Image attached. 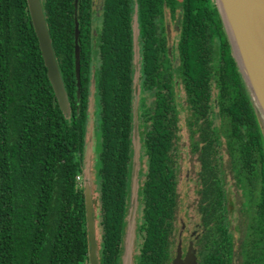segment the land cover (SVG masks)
<instances>
[{
  "label": "trees",
  "instance_id": "1",
  "mask_svg": "<svg viewBox=\"0 0 264 264\" xmlns=\"http://www.w3.org/2000/svg\"><path fill=\"white\" fill-rule=\"evenodd\" d=\"M164 3L178 30L176 54ZM41 4L69 110H61L48 79L27 1L0 0V264H89L87 189L99 264L121 260L132 200L134 264H169L182 119L177 83L185 90L186 122L199 136L193 146L204 178L200 210L206 221L218 220L197 264H232L235 255L215 118L227 126L233 166H240L250 187L261 177L255 219L239 253L240 264H264L262 123L216 2L78 0L76 14L74 0ZM147 96H153L151 104ZM141 156L146 168L138 171Z\"/></svg>",
  "mask_w": 264,
  "mask_h": 264
},
{
  "label": "water",
  "instance_id": "2",
  "mask_svg": "<svg viewBox=\"0 0 264 264\" xmlns=\"http://www.w3.org/2000/svg\"><path fill=\"white\" fill-rule=\"evenodd\" d=\"M31 23L38 39V44L47 76L54 90L58 104L64 113L69 110L67 94L64 88L59 67L52 48L50 35L41 0H26ZM102 0H97L100 4ZM217 7L230 41L233 53L240 71L248 86L252 99L259 109L260 121L264 127V0H216ZM78 0H74V13L77 12ZM78 21L74 19V66L77 85L79 86L80 73V48L78 45ZM77 89V93H78ZM137 89L134 93L133 127L134 137H137ZM133 176L136 173V162L132 164ZM87 229L89 232L90 264H98L96 244L94 240V219L90 190H85ZM135 203H130L128 223H132ZM128 225V226H129ZM128 231V230H127ZM126 236V235H125ZM129 247L124 245L123 254ZM126 261V263H125ZM124 264H132L131 260H123ZM171 264H197L195 249L189 244L185 255L182 257L181 242L179 240L175 256Z\"/></svg>",
  "mask_w": 264,
  "mask_h": 264
},
{
  "label": "rangeland",
  "instance_id": "3",
  "mask_svg": "<svg viewBox=\"0 0 264 264\" xmlns=\"http://www.w3.org/2000/svg\"><path fill=\"white\" fill-rule=\"evenodd\" d=\"M168 14L166 16V20L168 19ZM169 26V37L170 41L169 44L172 43L173 52L177 53V42L179 40L178 37V30L175 23V20H170L168 22ZM174 91L177 93L178 97L177 100L180 102L179 109L180 114L182 116L180 122V129H179V140H178V150H176L177 154V166H178V173H177V185H176V193H177V203L175 208V222H174V243L173 247L175 249V245L178 239V233L181 229V223L184 222L185 224V231L182 234L183 240L182 243L184 245L187 244V239L192 231H196L198 233L201 231L197 227V223H201L200 217V204L202 200V184L201 181L204 179L202 177L201 168V161L198 158L199 150L195 149L193 146L194 143L199 140L198 134L192 133L191 127L186 122L187 116V109L185 108V90L182 83H177L174 85ZM216 90H213V97L215 95ZM153 96H147L146 102L151 104L153 101ZM215 111H218L217 106L214 107ZM220 118L214 119V124L219 127L220 131V140L221 146L219 154L221 156V164L220 168L222 169L221 173V185L222 187L230 193V197L232 199V212L229 216V221L231 228H235V235L234 238V249L235 255L233 259V264H240L242 257L239 253L240 245L248 237L247 232L250 231V224L255 219V213L253 211V204L251 197L258 198L259 191H260V175L258 174L254 180L251 187V192H249L250 185L247 180H245L244 172L240 171V166H233L231 159V153L228 150V146L225 145V133L227 130L226 125H222ZM262 127V134L264 137V127ZM91 128V126H90ZM89 135L91 137V133L89 131ZM91 143V142H90ZM136 149V148H135ZM88 156L92 155V152L89 151ZM135 156H138L137 151H135ZM141 159L138 165V171L145 170L146 168V158L144 156L140 157ZM90 164V160H88ZM137 164V163H136ZM141 177V176H140ZM77 178V176H76ZM143 178V177H141ZM78 182L83 183V176H79L77 179ZM95 196V195H94ZM233 204V205H232ZM230 206V204H229ZM133 220L132 223L128 226V231L126 232V236H124L123 240V247H129L127 252L122 254L121 260L124 259L131 260L133 262V255L137 253L135 251L134 241H136L137 246V238L134 234V227L136 226V222ZM199 225V224H198ZM185 237V238H184ZM186 248V247H184ZM184 250V249H183ZM126 263V261H125Z\"/></svg>",
  "mask_w": 264,
  "mask_h": 264
},
{
  "label": "flooded vegetation",
  "instance_id": "4",
  "mask_svg": "<svg viewBox=\"0 0 264 264\" xmlns=\"http://www.w3.org/2000/svg\"><path fill=\"white\" fill-rule=\"evenodd\" d=\"M176 2H177V0H176ZM214 2H216V0H214ZM164 7H166L165 8V18H164V25L166 26V30H167V35L169 36L170 35V33H169V24H168V22L170 21V20H174L173 18H171V16H170V13L168 12V8L167 7H169L168 6V4L167 3H164V5H163ZM167 14L169 15L168 16V19L166 20V16H167ZM77 176H81V175H77ZM78 184H79V186L80 185H83V183L82 182H77ZM251 190V187H250V189H249V192L252 194V192L250 191ZM228 192V191H227ZM260 193H261V191H259V195H258V198L256 199V201H254L255 199L253 198V195H252V197H251V200H252V202H254V203H252L253 204V211H254V213H255V204H256V202L258 201V199H260ZM229 197H230V193H229ZM231 199V197L229 198V200ZM232 200V199H231ZM201 203H204V200H201ZM229 204H230V206H229ZM228 205H227V207H228V211L230 212V214H231V212H232V206H231V201H230V203H229ZM233 205V204H232ZM199 208H200V206H199ZM230 216V215H229ZM200 217H201V220H202V222L200 223H197V227L199 228V229H201V231H199L198 233H196V231L194 230V231H192L191 233H190V235H189V238L187 239V244L186 245H184V243H182V240H183V236H182V234L184 233V229L186 228L185 227V224H184V222H182L181 223V229H180V232L178 233V239H177V243H176V245H175V249H174V247H173V245H171V254H173L172 255V257H171V260H170V262H169V264H171L172 263V260H173V258H174V256H175V250H176V247H177V244H178V242H179V240H180V242H181V252H182V257L185 255V253H186V251H187V249H188V246H189V244L190 243H192V246H193V248L195 249V255H196V260H197V262H198V251L199 250H202L203 248H205L206 246H208V245H206V244H210L211 242H210V240L208 239V238H206L207 237V232H209V231H211L210 229H213V227H214V222H218V220H215V219H212L211 221H206L205 219H204V217H203V212L200 210ZM208 218V217H207ZM206 218V219H207ZM93 219H94V217H93ZM228 219H229V217H228ZM199 224V225H198ZM228 224H229V226H230V230L232 231L231 233H233L234 235H235V228L234 229H232L231 228V225H230V221L228 222ZM96 231H97V228H95V222H94V240H95V244H96ZM213 231H214V229H213ZM137 238V237H136ZM185 238V237H184ZM235 237H233V239H234ZM96 246H97V244H96ZM184 247H186V248H184ZM138 248V246H136L135 245V251H137L138 252V250H136ZM184 249V250H183ZM89 250H90V241H89ZM122 252H123V249H122ZM97 253V252H96ZM135 254H137V253H135ZM135 254L133 255V257L135 256ZM88 255H89V251H88ZM98 258V257H97ZM116 264H124V262L122 261V260H118V261H116L115 262ZM89 264H90V259H89ZM98 264H99V261H98ZM132 264H134V259H133V262H132ZM233 264V263H232Z\"/></svg>",
  "mask_w": 264,
  "mask_h": 264
},
{
  "label": "built area",
  "instance_id": "5",
  "mask_svg": "<svg viewBox=\"0 0 264 264\" xmlns=\"http://www.w3.org/2000/svg\"><path fill=\"white\" fill-rule=\"evenodd\" d=\"M79 179V176H77L76 180ZM78 182V181H77Z\"/></svg>",
  "mask_w": 264,
  "mask_h": 264
}]
</instances>
